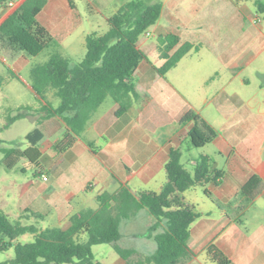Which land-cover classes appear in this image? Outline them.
Masks as SVG:
<instances>
[{
  "label": "crops",
  "instance_id": "0c3cea01",
  "mask_svg": "<svg viewBox=\"0 0 264 264\" xmlns=\"http://www.w3.org/2000/svg\"><path fill=\"white\" fill-rule=\"evenodd\" d=\"M155 1L161 3L160 15L148 34L137 40L147 56L134 72L140 100L119 116L114 114V101L105 108L99 106L78 135L59 116L43 119L37 178L20 186L15 212L19 215L28 209L61 226L77 210L96 208L95 196L103 190L115 191L124 185L133 192H157L165 181L168 150L179 148L181 159L185 151L189 154L191 168L203 154L213 169L222 172L219 185H203L217 209L198 213L190 224L188 246L194 253L190 263L200 264L198 256L214 243L230 258V264H264V11L256 7L257 1L264 0L150 2ZM5 2L0 1L3 16L13 9ZM87 3L82 7L75 0H46L37 14V21L57 40L61 53L85 46L88 33L107 30L96 29L110 15L91 16L92 8L99 11L100 6ZM76 30L81 31L77 37ZM166 33L197 48L161 76L154 68L161 63L157 42L150 37ZM24 61L26 53L0 37V62L7 67L0 68V91L8 90L19 78ZM189 109L217 132L200 148L189 143L192 121L179 122ZM89 141L97 146L96 152ZM252 175L259 176L261 187L249 198L240 189ZM192 188L180 196L194 210ZM6 194L3 198L0 192L2 210L11 206ZM93 202L95 206H89ZM152 222L145 209L139 210L121 223L119 240L137 239L154 250L153 238L144 234ZM113 264L126 263L120 258Z\"/></svg>",
  "mask_w": 264,
  "mask_h": 264
},
{
  "label": "trees",
  "instance_id": "16d2710c",
  "mask_svg": "<svg viewBox=\"0 0 264 264\" xmlns=\"http://www.w3.org/2000/svg\"><path fill=\"white\" fill-rule=\"evenodd\" d=\"M45 3L46 0H20L1 18L0 37L14 49L31 56L52 48L45 61L30 68L31 87L42 102L40 110L43 114L39 116L37 125L43 119L59 116L69 130L78 135L107 96L117 104L116 116L140 100L134 85V72L147 56L137 46V40L158 19L161 3L145 0L125 2L107 18L105 32H91L85 36V53L75 63L59 51L57 40L37 21V14ZM256 7L258 12H263L264 2L257 1ZM157 38L156 52L161 63L154 68L161 76L187 52L197 48L190 42L180 43L179 37L173 33L161 34ZM50 93L59 99L56 106L48 99ZM20 117L17 114L7 120L10 123ZM187 121H192L188 139L194 147L204 146L217 135L216 130L192 109L179 118L180 123ZM43 136L42 130L36 126L25 135L29 143L27 148L0 147L3 153L0 165L11 169L22 157L36 162L40 156L38 143ZM88 145L97 151L92 141ZM164 171L165 181L159 191L143 189L133 192L124 185L115 191L103 190L95 196L96 208L77 210L61 226L39 228L33 223H24L25 219L42 216L28 209L11 220L0 208V250L12 247L14 252L12 259L0 264H101L94 259L92 246L109 242L126 264L190 262L194 253L188 246L189 226L198 213L182 201L180 194L207 182L219 185L222 172L213 169L210 158L203 154L188 170L181 163L180 149L172 147L168 150ZM260 187L259 176L252 175L240 193L254 198ZM204 192L209 195L207 189ZM141 209L153 217L144 234L153 238L155 248L146 255L118 244L121 223ZM24 233H30L32 240L25 243L17 241L18 236ZM205 254L213 264L231 262L214 243L205 248Z\"/></svg>",
  "mask_w": 264,
  "mask_h": 264
},
{
  "label": "rangeland",
  "instance_id": "374dc122",
  "mask_svg": "<svg viewBox=\"0 0 264 264\" xmlns=\"http://www.w3.org/2000/svg\"><path fill=\"white\" fill-rule=\"evenodd\" d=\"M92 7L95 4H99L100 10L92 8L91 16L101 19L103 14L112 15L122 6L125 2L129 0H88ZM88 1H79L75 0L80 6L86 7ZM150 2L152 0H145ZM87 12V11H86ZM89 13L87 12V15ZM86 23V22H85ZM100 25L96 29L98 32H103L108 28L107 22H99ZM86 26V24L84 25ZM97 26V25H96ZM81 32L76 30L75 37ZM144 33L140 35L142 37ZM158 36L152 35L150 39L152 41L158 42ZM52 48H46L37 55L31 56L26 54L27 61H24L23 68L19 71V78L13 80L12 84L9 86L8 90L0 91V147L10 148V147H19L25 149L29 146V143L25 135L32 130L34 127L38 126V118L42 114L40 106L42 104L40 98L36 93L30 88V68L35 63H40L45 61L48 58V55ZM85 53V46L79 49L76 46L75 50L67 49L63 51V55L68 57L72 63L79 61ZM153 59V57H150ZM7 70L6 66L0 62V68ZM48 99L51 100V104L56 106L59 102L57 97H53L50 93ZM113 103V99L110 96H107L103 102L99 105L102 108L107 107ZM2 105V106H1ZM20 114L21 117L15 119L12 122H8L7 118L14 115ZM3 157V153L0 150V160ZM189 154L185 151L181 161L184 166L191 170V166L188 164ZM38 165V160L36 162L30 161L26 157H22L12 170H6L4 166L0 165V192L4 198V192L7 193L11 206L5 207L3 210L8 215L11 220L17 219L19 215L16 214L15 209L16 205L19 203L18 195L20 191V186L23 183H26L29 180H34L37 177L36 168ZM21 168H24L22 170ZM203 185L195 186L190 190L191 196L194 201V210L197 213L202 214L203 211L209 210V208L217 209V206L210 202L209 197L204 192ZM196 189V190H193ZM5 190V191H4ZM195 191V192H192ZM91 207H94V202L90 203ZM227 208V206H223ZM20 214V213H19ZM24 223H33L39 228L57 226L59 223L53 221L50 217L48 218H31L28 220H23ZM138 227H141V223H138ZM83 238L86 235L83 234ZM32 240V235L30 233H24L18 236L17 241L21 243L29 242ZM118 244L122 247H131L134 248L138 254L146 255L153 251L152 245L143 244L140 240L137 239H128V240H118ZM92 252L94 259L99 261L101 264H113L115 261L119 260V255L113 249L112 243H101L92 246ZM14 256L13 248L10 247L7 250H0V263L9 261ZM198 262L200 264H213V262L206 256L205 253L198 256ZM7 264H12L7 262ZM61 264H75V263H61ZM185 264H191L190 262Z\"/></svg>",
  "mask_w": 264,
  "mask_h": 264
},
{
  "label": "built area",
  "instance_id": "2783aa9c",
  "mask_svg": "<svg viewBox=\"0 0 264 264\" xmlns=\"http://www.w3.org/2000/svg\"><path fill=\"white\" fill-rule=\"evenodd\" d=\"M18 1L19 0H6L5 5H6L7 8H13V7L16 6ZM2 16H3V14L0 12V20H1ZM146 33L148 34V32H146ZM42 178L46 179V176L43 175Z\"/></svg>",
  "mask_w": 264,
  "mask_h": 264
}]
</instances>
